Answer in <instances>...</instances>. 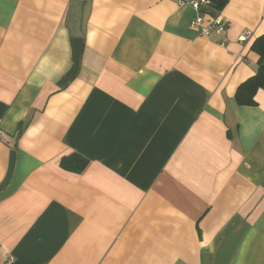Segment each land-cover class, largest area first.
Instances as JSON below:
<instances>
[{
	"label": "crops",
	"instance_id": "1",
	"mask_svg": "<svg viewBox=\"0 0 264 264\" xmlns=\"http://www.w3.org/2000/svg\"><path fill=\"white\" fill-rule=\"evenodd\" d=\"M226 1L204 36L179 0H0V264H264V0Z\"/></svg>",
	"mask_w": 264,
	"mask_h": 264
},
{
	"label": "trees",
	"instance_id": "2",
	"mask_svg": "<svg viewBox=\"0 0 264 264\" xmlns=\"http://www.w3.org/2000/svg\"><path fill=\"white\" fill-rule=\"evenodd\" d=\"M226 0H211L212 6L219 11L226 4ZM251 51L257 55L256 73L240 84L235 92V100L243 106L255 105L254 96L261 89L264 91V35L258 37L251 45ZM21 129L17 132V136ZM89 160L79 153L64 156L59 161V166L65 171L79 174L87 167Z\"/></svg>",
	"mask_w": 264,
	"mask_h": 264
},
{
	"label": "built area",
	"instance_id": "3",
	"mask_svg": "<svg viewBox=\"0 0 264 264\" xmlns=\"http://www.w3.org/2000/svg\"><path fill=\"white\" fill-rule=\"evenodd\" d=\"M180 5L189 6L194 14L189 21V26L197 29L202 35H223L227 32V22L220 16L219 11L212 6L211 0H179ZM252 38L250 32H242L238 37L239 42H246ZM224 43L221 42L220 46Z\"/></svg>",
	"mask_w": 264,
	"mask_h": 264
}]
</instances>
